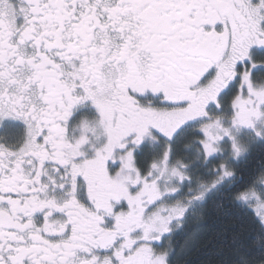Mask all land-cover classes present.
<instances>
[{
	"label": "snow or ice",
	"instance_id": "obj_1",
	"mask_svg": "<svg viewBox=\"0 0 264 264\" xmlns=\"http://www.w3.org/2000/svg\"><path fill=\"white\" fill-rule=\"evenodd\" d=\"M258 146L264 0H0V264H264Z\"/></svg>",
	"mask_w": 264,
	"mask_h": 264
},
{
	"label": "trees",
	"instance_id": "obj_2",
	"mask_svg": "<svg viewBox=\"0 0 264 264\" xmlns=\"http://www.w3.org/2000/svg\"><path fill=\"white\" fill-rule=\"evenodd\" d=\"M262 162H264V148L258 146L241 167L249 171L257 168ZM254 216V210L241 212L229 207L226 202L221 208H210L207 222L200 229L199 236L193 239L189 249L181 250V245L186 239L184 235L176 237L178 242L176 249L180 250V253L174 257V264H208L209 260L214 258L219 246L217 234L228 231L230 235L233 229H250L253 227Z\"/></svg>",
	"mask_w": 264,
	"mask_h": 264
},
{
	"label": "flooded vegetation",
	"instance_id": "obj_3",
	"mask_svg": "<svg viewBox=\"0 0 264 264\" xmlns=\"http://www.w3.org/2000/svg\"><path fill=\"white\" fill-rule=\"evenodd\" d=\"M81 117H89L90 119H85V120H89V121L92 120L91 113L88 110L83 109L76 115L75 120L73 121L74 127L80 123Z\"/></svg>",
	"mask_w": 264,
	"mask_h": 264
},
{
	"label": "rangeland",
	"instance_id": "obj_4",
	"mask_svg": "<svg viewBox=\"0 0 264 264\" xmlns=\"http://www.w3.org/2000/svg\"><path fill=\"white\" fill-rule=\"evenodd\" d=\"M260 75H261L260 73H257V76H258V77H259ZM257 82H259V81H257ZM165 243H167V241H166ZM179 253H180V250L177 251V254H176V255H179Z\"/></svg>",
	"mask_w": 264,
	"mask_h": 264
},
{
	"label": "clouds",
	"instance_id": "obj_5",
	"mask_svg": "<svg viewBox=\"0 0 264 264\" xmlns=\"http://www.w3.org/2000/svg\"><path fill=\"white\" fill-rule=\"evenodd\" d=\"M85 119H90V118L89 117H81V120H85Z\"/></svg>",
	"mask_w": 264,
	"mask_h": 264
}]
</instances>
